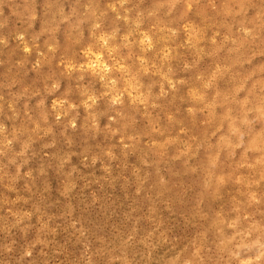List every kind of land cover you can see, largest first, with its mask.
I'll use <instances>...</instances> for the list:
<instances>
[{
	"label": "clouds",
	"instance_id": "clouds-1",
	"mask_svg": "<svg viewBox=\"0 0 264 264\" xmlns=\"http://www.w3.org/2000/svg\"><path fill=\"white\" fill-rule=\"evenodd\" d=\"M0 57V264H264V0H0Z\"/></svg>",
	"mask_w": 264,
	"mask_h": 264
},
{
	"label": "rangeland",
	"instance_id": "rangeland-1",
	"mask_svg": "<svg viewBox=\"0 0 264 264\" xmlns=\"http://www.w3.org/2000/svg\"><path fill=\"white\" fill-rule=\"evenodd\" d=\"M61 45L63 46L66 43L65 36L63 33L59 36ZM40 46L41 50H43V38L40 40ZM18 55V53H17ZM0 59H3V57H0ZM55 63L53 62L52 65L45 66L38 72H29L27 76H24L23 79L26 83L32 84L34 86H38L40 82L51 72L54 70ZM0 71H3V69H0ZM75 99V96L72 97ZM106 123L105 120H101V127L104 126ZM57 132H59V129H57ZM69 137L72 141L71 147H69L62 137H57L58 143L54 150L57 154H63L64 152L72 151L77 153V155H74L72 157V163L80 166V156L79 153L84 149L85 147H92L95 149L97 146H103L106 143V139L103 135L96 137L95 139L91 138V136L86 132L84 128H79L78 130L74 132L69 133ZM37 150H39V145L36 146ZM41 163L45 164L48 167V174L42 178L41 187H44L45 185H51L52 186V193L50 196H48L45 200V204H50L55 200V189L59 187L61 182V176L57 171L56 163L53 159H41V155H37L36 158L33 159L31 167L36 168ZM96 171L99 173V170L96 169ZM60 205H56V208L54 210L59 211ZM53 209H50V211ZM16 239L20 240V233L17 232ZM31 235V233L29 234Z\"/></svg>",
	"mask_w": 264,
	"mask_h": 264
}]
</instances>
